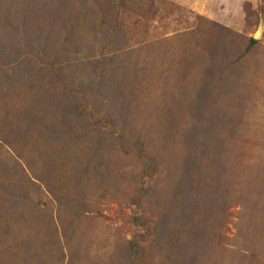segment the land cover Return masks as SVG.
Here are the masks:
<instances>
[{"label":"rangeland","instance_id":"obj_1","mask_svg":"<svg viewBox=\"0 0 264 264\" xmlns=\"http://www.w3.org/2000/svg\"><path fill=\"white\" fill-rule=\"evenodd\" d=\"M35 1L34 7L41 8L44 0ZM154 1L155 18L140 23L139 34L128 42L140 43L142 49L132 57L142 59L143 68L119 72L128 54L112 49L115 39L98 23L97 33L79 40L68 30L61 32L59 22L47 24L44 14L33 15L32 7L23 9L19 0H0V13L26 16L22 26L28 34L48 28L51 37L41 43L47 45L45 52L54 49L55 58L73 62L77 76L82 70L89 74L83 57L112 60L117 71L91 83L89 95L84 89L91 103L113 114L116 126L124 123L130 130L124 132L120 152L108 153L104 164L101 157L81 161L47 106L74 100L53 94L47 71L18 59L27 53L25 41L16 34L1 37L0 31V67L3 62L7 70H0V183L8 188L0 186V264H40L44 257L43 264H49L48 235L59 222L67 229L66 237L58 228L59 243L65 255L76 258L66 256L62 264H138L124 253L127 240L143 231L133 215L155 225L142 264H264V0ZM43 3L51 8L48 0ZM83 3L74 0V8L81 10ZM257 29L258 42L245 58L232 63V56H222L228 44L243 50ZM209 32H218L221 62L217 57L210 62L213 80L205 81L223 92L217 94L219 108L207 118L220 133L211 136L197 166L188 163V152L196 151L191 140L202 112L199 77L192 70L204 78L205 68L197 64L190 69L184 58L200 53L199 38H208ZM79 42L78 54H63H74ZM214 67L215 73L225 67L219 79ZM119 82L125 83L121 90L114 86ZM188 90L194 97L184 95ZM225 139H232L223 144L231 146L226 159L213 160L214 149ZM133 141L140 143L141 154L128 152L126 143ZM151 155L158 171L142 175L144 159L151 163Z\"/></svg>","mask_w":264,"mask_h":264},{"label":"trees","instance_id":"obj_2","mask_svg":"<svg viewBox=\"0 0 264 264\" xmlns=\"http://www.w3.org/2000/svg\"><path fill=\"white\" fill-rule=\"evenodd\" d=\"M45 1L47 0L42 1L40 4L41 8L37 9L34 7V5L37 3L35 0H19V4H22L21 7H23V9H29L32 7L31 12H33V15H35L37 12L42 15L44 14V20L47 22V24L48 21L59 22L62 26L61 32L63 30H68V35L73 36L75 39L81 37L79 40H81L87 34L94 32L97 33V25L95 23H98V25L103 30L109 32L115 39V43L112 44L114 46L112 49L114 51H125L128 54V56L122 57L121 63L119 65V72L128 71L130 67L135 69L143 68V60H134L136 57H132V55L142 49V47H138L140 46V43H133V45L130 46L128 42L131 40L134 41L135 36L139 34V31H136V29L140 26V23L155 18L157 6L155 5L154 0H146V2H144V0H84L81 10L74 8V0H48V7L54 8L52 10L51 8L48 10L47 7H44L46 6V3H43ZM58 7H69V10L61 11L58 9ZM5 11L6 10H3V12L1 11L0 13L1 37L2 35L14 36V34H16L18 38H21L23 41H25L24 44L27 47V53H25V55L18 54V59H23L32 65L36 64L42 71H47V75H49V79H47L48 84L52 89L53 94H57L58 96H65L68 94L74 100V103L70 104L69 99V103H66L65 106L59 107L55 105L54 101H50V105L47 103L49 111L51 107L55 112L56 120L58 121L56 126L61 130V135L76 147V153L81 157V161H87L89 158H93L94 161L96 158L101 157L102 164H104L108 158V153L113 150L117 151L118 153L120 152L121 140L124 132L130 130H126L124 123L120 124V127L116 126V122L112 117V113L109 112V114H107L105 111L99 109V104L95 106L93 103H91V97L90 99L87 97L84 87L86 88L89 95L91 83L100 82L106 79L109 74L111 75L112 72L117 71V66L113 64L112 60L103 62L101 60H95V58L91 59L92 57H83L81 58L80 62L88 63L87 70L89 74L82 70V73L77 76L74 72V69L72 68L73 62L70 63L68 60L61 61L55 58L53 54L54 49L45 52L47 45H43L41 43L42 41L48 40V38L51 37L50 31L48 32V28L45 32L41 30L40 32L28 34L23 30L22 26L27 21L26 16L21 15L17 17H11L10 13H6L7 15H4L3 13ZM195 16L198 17V19L201 18L199 15ZM198 19L197 23L199 24ZM19 24L21 26H18ZM3 28H6L7 30H4ZM222 28H224L230 34L238 36L235 32L230 31L228 28ZM54 31L57 33V30L54 29ZM216 34H218V32H212V34L209 32L208 38L202 35L199 38L200 53H198V55L195 57H191L190 60L188 58H184L189 64L190 69L194 68V66H197V64H200V67L205 68L204 78L199 76L195 69L192 70V74H196L197 77H199L196 80L199 81V83H197V87L202 96L201 100L199 99V103H202V112L196 118V129L198 133L193 139L191 138L192 143L196 145V151L193 153L188 152V163L193 164L196 162L197 166H200V160L204 149H209L211 144L210 140L212 138L211 136L220 133V129L212 125V119H208L207 114H212L211 112H214L219 108L217 94L223 91L222 89H219L216 84L212 85L205 81V79L207 81L213 80L212 73L210 76V62H213L215 57H217V51L219 50L221 44L215 40L214 36ZM178 36L182 35L179 34ZM34 37L37 38V42H35ZM30 38H32L31 41H29ZM257 42L258 41L254 39L253 36H250L246 41V45H244V49L242 50L241 48L239 51L233 50L228 44L226 50H224L222 53V56H224V58L227 60L230 55L232 56V63L238 62L242 58H245V56L252 48H254ZM81 46L82 42L75 43V46L73 47L74 54H72L70 51L68 53L63 52V54H66L69 56V58L73 57L75 54L80 52L79 48ZM3 49L4 45L0 40V52ZM128 49H130V51H127ZM187 53H189V51H187ZM219 61L220 59L218 58V62ZM10 64H12V62L8 63L7 66ZM4 66L5 64L1 62L0 70L5 72L7 70L4 68ZM224 68L222 67L217 69V73H215L216 68L214 67L212 72L217 74V78L219 79V72H221V70ZM124 84L125 83L119 82L114 86L121 90ZM96 86H99L100 88L102 87V85L99 83H96ZM125 87L128 88L127 86ZM108 95L110 94L108 93L104 96V98H106ZM184 95L194 97L195 93L194 91L193 93H190L188 90V93ZM88 102H90V104H88ZM88 105L90 106L89 109ZM47 115L48 114L45 116L46 122L52 123ZM36 125L38 130L40 125ZM123 129L124 131H122ZM210 129L211 132L209 133ZM231 140L232 139H225L223 143L216 147L217 149H214L212 154L213 160L219 159L222 161L221 157L219 156H225L228 149L231 147L224 146L223 144L225 142H230ZM174 143L176 144V141H174ZM126 148L128 149L129 153L130 151H133L135 154L142 150L140 143L136 141L127 142ZM149 159L151 161L149 164L148 161H145L146 158L144 159L145 166L142 168V175L144 174L152 176L154 172L158 171L157 161L155 160L154 156H149ZM224 159H226V156L223 158V160ZM218 163L221 164L222 162ZM4 184V182H1L0 186L3 185L5 187ZM9 197L12 198L10 194ZM140 197L141 196H137L135 198L136 204L140 203ZM13 208L17 209V207ZM133 221L137 226L142 227L143 231L135 233L130 239L127 240L124 247V253L125 256L128 255L136 257L134 260H136L138 264H142L141 260L143 252L146 250L144 245L153 236L155 225L154 221H152L150 218H145L138 215H133ZM68 223L70 224V221ZM59 224L60 227L53 224V231H51L48 235V240L51 243L48 244L50 247H47V251L45 248V256L48 254L51 255L52 261L49 264H62L61 259H64L66 256L68 259H71V257L76 259L73 254H70V256L65 255L66 250L59 243L58 228H60L61 231L63 230V234L65 236V231H67L65 225H63L61 222H59ZM74 251L76 255L77 250L75 249ZM44 259L40 262V264H43Z\"/></svg>","mask_w":264,"mask_h":264},{"label":"water","instance_id":"obj_3","mask_svg":"<svg viewBox=\"0 0 264 264\" xmlns=\"http://www.w3.org/2000/svg\"><path fill=\"white\" fill-rule=\"evenodd\" d=\"M260 29H257V31L255 32V34L253 35V38L257 39L258 35H259Z\"/></svg>","mask_w":264,"mask_h":264}]
</instances>
